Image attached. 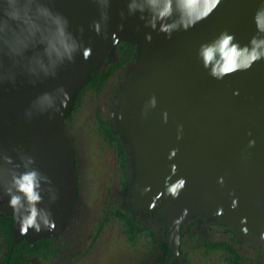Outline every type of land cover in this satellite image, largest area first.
I'll list each match as a JSON object with an SVG mask.
<instances>
[{"label":"water","instance_id":"1","mask_svg":"<svg viewBox=\"0 0 264 264\" xmlns=\"http://www.w3.org/2000/svg\"><path fill=\"white\" fill-rule=\"evenodd\" d=\"M261 3L264 0H222L206 20L168 39L146 28L139 14L121 19L126 0H111L105 35H97L90 27L99 19L93 0H51L49 6L69 20L70 31L92 54L85 60L78 53L75 62L62 66L55 78L33 84L17 70L15 83L0 84V149L14 158L18 151L33 156L40 171L51 179L58 199L50 203L45 194L40 207L49 208L56 226L74 191L62 115L99 62L111 57L119 42H128L133 60L126 67L128 79L119 113L133 150L135 202L170 220L215 219L264 247L260 239L264 232V61L217 81L197 58L200 44L224 30L234 33L241 45L247 44L256 34L253 16ZM60 86L70 96L61 111L26 115L39 94ZM153 96L157 106L145 117L143 109ZM179 125H183V138L177 140ZM250 140L256 142L252 148ZM173 148L179 151L169 159ZM172 165L177 166L175 173ZM179 177L187 184L173 199L165 186ZM220 177L223 184L218 183ZM0 197V210L11 214L13 229L19 232L8 206L10 198L2 193ZM47 232L30 230L29 235Z\"/></svg>","mask_w":264,"mask_h":264},{"label":"flooded vegetation","instance_id":"2","mask_svg":"<svg viewBox=\"0 0 264 264\" xmlns=\"http://www.w3.org/2000/svg\"><path fill=\"white\" fill-rule=\"evenodd\" d=\"M133 48L119 42L77 89L62 124L74 191L61 222L20 235L0 210V264H264V247L215 219L170 220L134 200L120 118Z\"/></svg>","mask_w":264,"mask_h":264},{"label":"clouds","instance_id":"3","mask_svg":"<svg viewBox=\"0 0 264 264\" xmlns=\"http://www.w3.org/2000/svg\"><path fill=\"white\" fill-rule=\"evenodd\" d=\"M50 2L0 0V84L15 83L17 70L35 84L55 78L62 66L75 62L78 53L85 60L90 58L91 48L85 47L70 31L69 20L50 7ZM93 3L98 7L99 19L93 20L90 27L97 35H105L111 0H93ZM221 3L222 0H126V13L122 10L120 16L124 19L126 15L139 14L146 28L171 39L173 33L188 31L206 20ZM253 23L256 34L247 44L241 45L235 34L228 30L200 44L197 58L210 77L222 81L237 72L249 71L254 64L264 61V3L255 11ZM123 27L121 24L120 28ZM83 31L81 28L80 32ZM146 39L149 42L152 40L150 33L146 34ZM69 99L63 86L43 92L32 101L26 115L31 118L50 111L59 112ZM156 106L157 99L153 96L142 115L146 117ZM163 121H168L167 112L163 113ZM182 138L183 125H179L177 140ZM255 143V140H250L248 147H254ZM178 151L171 149L168 158H175ZM171 170L175 173L177 166L172 165ZM223 182V177L218 178V183ZM186 184V179L179 177L175 182L166 183L165 192L176 199ZM0 193L10 198L8 206L19 223L20 235H28L30 230L38 234L56 227L49 208L40 205L44 203L45 194L50 203L58 199V194L52 187L51 179L37 167L33 156L18 151L14 158L0 149ZM236 206L237 201L234 200L232 207ZM260 239L264 240V232L260 233Z\"/></svg>","mask_w":264,"mask_h":264}]
</instances>
